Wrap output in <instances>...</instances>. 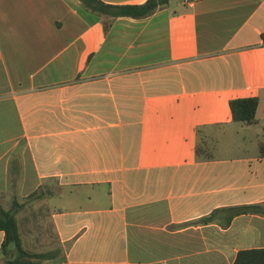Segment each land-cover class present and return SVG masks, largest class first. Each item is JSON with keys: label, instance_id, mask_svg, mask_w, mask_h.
Wrapping results in <instances>:
<instances>
[{"label": "crops", "instance_id": "obj_1", "mask_svg": "<svg viewBox=\"0 0 264 264\" xmlns=\"http://www.w3.org/2000/svg\"><path fill=\"white\" fill-rule=\"evenodd\" d=\"M263 32L264 0H170L143 19L0 0V204L46 203L60 260L45 264H235L264 248V216L223 211L264 205ZM252 97L256 123L234 122L231 101Z\"/></svg>", "mask_w": 264, "mask_h": 264}, {"label": "trees", "instance_id": "obj_2", "mask_svg": "<svg viewBox=\"0 0 264 264\" xmlns=\"http://www.w3.org/2000/svg\"><path fill=\"white\" fill-rule=\"evenodd\" d=\"M82 2L92 11L108 18L128 17L143 19L167 6L170 0H148L141 5H109L101 0H82ZM261 39L264 44V32L261 34ZM230 106L234 122L246 125L256 123L259 98L232 100ZM196 153L199 159H210V155H206L205 143H199ZM259 154L261 158H264V141L259 143ZM42 197L41 193H34L29 196V200ZM25 207V203H21L17 198L13 199L9 209L0 204V231L4 233V241L0 249L2 264H45L46 262L60 260V251L36 253L25 248L17 219V214L24 210ZM223 211L229 214L225 221V225H229L234 217L241 214L264 216V205L228 208ZM212 219H214L213 216L209 217L207 221ZM235 264H264V248L240 252Z\"/></svg>", "mask_w": 264, "mask_h": 264}, {"label": "rangeland", "instance_id": "obj_3", "mask_svg": "<svg viewBox=\"0 0 264 264\" xmlns=\"http://www.w3.org/2000/svg\"><path fill=\"white\" fill-rule=\"evenodd\" d=\"M201 140L200 143H205L208 151L210 149L213 153V147L217 145L216 140L213 137L210 139L202 137ZM222 140L218 154L220 156L232 154L234 147L230 146V142L235 140V136L229 133L224 135ZM19 198L21 203L26 205L25 209L18 213L20 229L26 248L33 252L56 250L59 243L52 226L51 213L46 203L41 200L31 201L33 206H28L30 202L27 203V197H21L20 195ZM3 202H6V206H11V198L7 199L6 197Z\"/></svg>", "mask_w": 264, "mask_h": 264}]
</instances>
